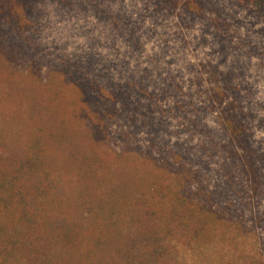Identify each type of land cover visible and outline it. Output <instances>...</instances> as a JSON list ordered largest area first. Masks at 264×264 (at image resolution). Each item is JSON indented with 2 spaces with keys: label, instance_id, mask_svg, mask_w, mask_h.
Masks as SVG:
<instances>
[{
  "label": "rangeland",
  "instance_id": "rangeland-1",
  "mask_svg": "<svg viewBox=\"0 0 264 264\" xmlns=\"http://www.w3.org/2000/svg\"><path fill=\"white\" fill-rule=\"evenodd\" d=\"M169 1L0 0V44L37 48H33L35 55L27 56L17 46L9 56L16 84L12 102L0 105L2 145L7 153L21 151L28 134L38 126L46 127L51 119L40 105L51 97L28 74L38 81L57 80V69L67 64L69 75L75 67L85 79L102 82L97 84L108 98L104 81L111 86L132 84L123 97L129 108L123 111V99L115 97L104 138L107 154L114 158L110 163L130 183L126 187L134 183L139 187L133 190L136 194L145 195L148 190L147 178L131 169L121 155L129 152L127 140L147 149L152 137L140 124V113L148 101L154 117L162 121L150 160L168 170L174 182L176 174L183 175L190 197L204 210L219 211L240 225L238 230L244 234L236 230L233 234L264 260V189L257 195L251 192L238 163L224 149L227 140L218 123L220 108L208 105L209 92L224 90V78L229 77L228 99L237 90L246 97L245 106L253 116L248 118L250 131L264 154V0ZM146 70V88H141L133 80ZM131 73L134 78L129 79ZM2 83L6 81H0V95L5 89ZM25 85L30 95L22 90ZM191 103H200L207 112L195 120V115L190 117ZM54 106L60 107L57 101ZM92 109L87 110V125L84 119L81 125L94 134L100 117ZM120 126L128 139L116 136ZM104 188L121 192L125 186L109 183ZM223 247L218 240L201 250L182 246L180 264H220L231 255Z\"/></svg>",
  "mask_w": 264,
  "mask_h": 264
},
{
  "label": "trees",
  "instance_id": "trees-1",
  "mask_svg": "<svg viewBox=\"0 0 264 264\" xmlns=\"http://www.w3.org/2000/svg\"><path fill=\"white\" fill-rule=\"evenodd\" d=\"M17 46L27 56L36 54L32 44H27V49L26 44H0V81H6L2 83L5 89L0 105L12 102L10 95L16 83L9 56ZM67 67L64 64L57 69V80L39 79L44 84L34 74L27 75L51 97L40 103L51 118L46 127L31 131L21 151L7 153L0 136V264H180L182 246L201 250L213 240L224 243L231 254L220 264H264L246 241L238 240V235L244 234L238 230L240 225L219 211L204 210L195 197H190L183 175L176 174L174 182L168 170L150 160L162 121L154 117L148 101L140 113V124L152 137L147 149L139 143L130 145L127 140L125 147L130 153L121 155L131 169L147 178L149 186L145 195L133 191L139 188L134 183L127 188L130 183L110 163L114 158L107 154L104 138L115 97L123 99L127 86L132 88V84L111 86L104 81L103 86L110 91L108 98L97 84L102 82L85 79L75 67L71 76ZM146 75L148 71L133 81L146 88ZM128 78H134L132 73ZM228 78L223 82L225 91L209 92L208 105L220 108L218 123L227 140L224 149L257 195L264 189V154L250 131L248 118L253 116L245 106L246 97L237 90L228 99L227 91H232ZM22 90L26 94L27 86ZM56 101L60 107L54 106ZM129 105L123 99V111ZM92 107L100 117V124L93 126L94 134L89 129L86 133L81 125L83 119V125H87V110L91 112ZM192 107L190 117L195 115V120L207 112L200 103ZM120 128L116 136L128 139L125 128ZM83 145L90 155L84 153ZM135 152L139 153L133 156ZM109 183L125 188L121 192L104 188ZM234 230L238 235L233 234Z\"/></svg>",
  "mask_w": 264,
  "mask_h": 264
}]
</instances>
